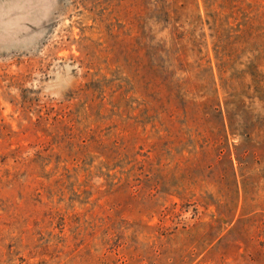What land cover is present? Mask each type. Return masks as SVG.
Segmentation results:
<instances>
[{
    "label": "rangeland",
    "instance_id": "obj_1",
    "mask_svg": "<svg viewBox=\"0 0 264 264\" xmlns=\"http://www.w3.org/2000/svg\"><path fill=\"white\" fill-rule=\"evenodd\" d=\"M0 264H264V0H0Z\"/></svg>",
    "mask_w": 264,
    "mask_h": 264
}]
</instances>
